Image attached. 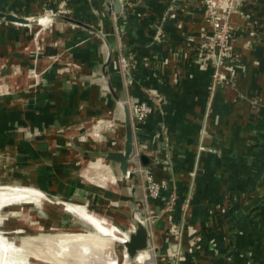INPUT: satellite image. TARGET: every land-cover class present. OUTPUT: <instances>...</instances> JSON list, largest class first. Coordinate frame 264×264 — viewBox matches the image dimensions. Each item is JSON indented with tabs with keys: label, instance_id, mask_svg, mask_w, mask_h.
Returning a JSON list of instances; mask_svg holds the SVG:
<instances>
[{
	"label": "crops",
	"instance_id": "crops-1",
	"mask_svg": "<svg viewBox=\"0 0 264 264\" xmlns=\"http://www.w3.org/2000/svg\"><path fill=\"white\" fill-rule=\"evenodd\" d=\"M115 1L0 0V13L24 18L66 8L47 28L0 18V184L65 195L119 226L136 200L154 264L177 262L174 252L181 264H264V0L231 15L232 56L216 81L202 0H121L118 11ZM109 51L130 116L135 103L151 107L131 118L135 153L148 157L130 159L134 193L102 157L123 146V109L101 72ZM141 169L165 183L159 198Z\"/></svg>",
	"mask_w": 264,
	"mask_h": 264
},
{
	"label": "rangeland",
	"instance_id": "rangeland-1",
	"mask_svg": "<svg viewBox=\"0 0 264 264\" xmlns=\"http://www.w3.org/2000/svg\"><path fill=\"white\" fill-rule=\"evenodd\" d=\"M31 17L34 18L36 16L28 17L31 20H34ZM43 30H35L33 32V39L43 35L45 33V30ZM0 186L26 185L0 184ZM42 196V199L37 205L34 203H11L0 209V231L2 232V237L6 239L10 244L18 247L20 251H23L18 253V255H16L15 257L17 264H63L64 262L65 264H108V258L118 257L121 259L122 251L119 242H115L114 240H101L100 237H98L95 233L92 225L87 221L85 222L83 219L79 218V215L77 213H80V215H82L83 211L76 210L75 213L66 210V204L73 205L74 203L75 206L82 204L80 206L84 207L85 211L86 205L84 206L83 203L73 202L72 200L65 198V195H56L52 198H49L45 194ZM21 205H23L22 207H24L25 213L23 214H26L28 218H24L22 216L21 209L19 208V206ZM87 213L95 218H98L95 213ZM106 216L107 217L105 218V220L100 218L102 220V224L112 229L115 228L116 223L121 218L116 214H113L112 216ZM116 227L119 231H121L118 232L120 235L126 228L125 226L119 225H117ZM73 235H79L81 237L80 240H74V242H72V244L70 245V252L72 257L77 258V256L80 255L81 248L88 245L87 247L91 249L92 254L101 256L103 257V259L95 263L94 261H86L85 254V263H78L76 261H73L71 257H67L69 261L64 260V262H62L58 261L57 259V262L55 259L57 258L56 254L61 249V247H63L61 245L62 242L60 241H63V238H67L68 236H71L72 238ZM149 251L151 250H148V252H146L148 255ZM34 254L40 255V257L42 258L37 259ZM43 257L46 260H44ZM148 261L151 262V264H154L155 256L151 254V257Z\"/></svg>",
	"mask_w": 264,
	"mask_h": 264
},
{
	"label": "built area",
	"instance_id": "built-area-1",
	"mask_svg": "<svg viewBox=\"0 0 264 264\" xmlns=\"http://www.w3.org/2000/svg\"><path fill=\"white\" fill-rule=\"evenodd\" d=\"M242 0H202L205 7L207 21L210 24V31L200 43L202 55L212 66V79L214 81L224 77L225 64L223 59L232 56L231 47L229 46L232 38V26L230 25L231 15L237 10ZM66 12L65 3L62 4L58 10L53 12H46L37 19L32 21L42 24L43 27L50 25V16H60ZM36 18V17H35ZM120 62L123 67L127 66L126 58L121 57ZM32 76L37 78V73L33 69ZM151 112V107L146 102L135 103L131 107V118L136 122H141ZM135 158L137 154L134 153ZM136 168H134L135 170ZM143 171L145 181L146 195L150 199H157L160 196L161 188L165 185L164 182H158L154 179L150 170L141 169ZM147 215H143V220L148 228ZM175 260L172 264H181V259L177 257V253H173Z\"/></svg>",
	"mask_w": 264,
	"mask_h": 264
},
{
	"label": "water",
	"instance_id": "water-1",
	"mask_svg": "<svg viewBox=\"0 0 264 264\" xmlns=\"http://www.w3.org/2000/svg\"><path fill=\"white\" fill-rule=\"evenodd\" d=\"M121 0H116L112 3V5H108L110 8H112L115 11L120 10V3ZM61 17V16H50V22L54 21V19ZM0 18H2L5 21H14L17 23H23V24H30L32 20L30 18H24V17H16L11 14H4L0 13ZM66 19V18H65ZM71 23H77V21L74 20H68ZM29 22V23H28ZM34 22V21H33ZM84 27H86L84 25ZM93 33H96L101 40L107 45L106 39L102 33L99 31H96L94 29H90ZM110 61V51L108 53V56L105 60V62L102 64L101 72L102 77L105 79L106 87L111 95V97L114 99V101L123 109L124 118H123V146L120 151L115 150H108L102 154V157L108 161L111 164H116L118 167V170L120 171L121 175L128 180L131 187V193H134L135 188L133 185V181L136 177V173L132 170V165L130 162V159L132 155L135 153L134 147H133V134H132V119L128 111V107L125 103V101L120 98L113 88L111 87L108 76H107V65ZM137 159L139 160V163L141 166H145L148 162V157L142 153H137ZM132 183V184H131ZM129 208H130V214L126 216V219L128 220V225L125 226L126 228L123 230L122 235L124 234L126 237V240L123 243V246L125 248V253L127 255V262L126 264H136V260L138 256L141 253L148 252V228L146 226V223L143 220V213L139 211L138 208V202L136 200L129 202ZM147 254V253H146ZM152 251H149L148 259L142 264H151L148 260L151 257Z\"/></svg>",
	"mask_w": 264,
	"mask_h": 264
},
{
	"label": "bare ground",
	"instance_id": "bare-ground-1",
	"mask_svg": "<svg viewBox=\"0 0 264 264\" xmlns=\"http://www.w3.org/2000/svg\"><path fill=\"white\" fill-rule=\"evenodd\" d=\"M42 195H44L42 192H40L39 190H36L32 187H29V186H0V209L11 204V203H34L37 205V204H39L40 200L42 199L41 198V197H43ZM76 206L74 204L73 205L72 204H66V210H69V211L75 212V213H76V210L83 211L82 215H80V213H77L79 215V218L83 219L85 222L87 221L89 224H91L95 230V233L97 234L98 237H100L101 240H103V241L114 240L115 242H119V244L121 245V251H122L121 259L118 257L108 258V264H126L127 255L125 253V248L123 246V243L126 240V237L124 234L120 235L118 233L121 231H119L117 229V227H116L117 225L115 226L116 229L115 228H113V229L109 228L108 226L106 227L105 225L102 224V220L99 217L95 218V217L91 216L90 214H88L85 211L84 207H82L80 205H76ZM82 216H83V218H82ZM25 218H28L27 215H25ZM1 234H2V232L0 231V264H17L15 257H16V255H18V253L23 252V251H20V249L18 247L7 242V240L4 239ZM36 236H38V235H36ZM40 237H41V235H40ZM80 237L81 236H79V235H73V237H72L73 239L71 238V236H68L67 238H63V241H60V242H62L61 245L63 247H61V249L56 254L57 255V258H55L56 261H57V259H58V261H62V262H64V260L69 261L67 259V257H71L73 259V261H76L78 263L79 262L83 263L85 260V254H86V261L87 260L88 261H94V263H95V262H99L103 259V257H101V256H96V255L92 254L91 249H89L87 247L88 245H86V247L81 248L80 255L77 256V258L72 257L71 252H70L71 251L70 245L72 244V242H74V240L75 241L80 240ZM36 239H38V238H36ZM108 253H109V251H108ZM34 256L37 259L42 258L38 254L37 255L34 254ZM44 257H43V259H44ZM147 259H148V255L146 253H141L136 260V264H142V262L146 261ZM44 260H46V259H44ZM63 264H65V262Z\"/></svg>",
	"mask_w": 264,
	"mask_h": 264
},
{
	"label": "trees",
	"instance_id": "trees-1",
	"mask_svg": "<svg viewBox=\"0 0 264 264\" xmlns=\"http://www.w3.org/2000/svg\"><path fill=\"white\" fill-rule=\"evenodd\" d=\"M231 57H227L223 59V63L227 64L230 61Z\"/></svg>",
	"mask_w": 264,
	"mask_h": 264
}]
</instances>
